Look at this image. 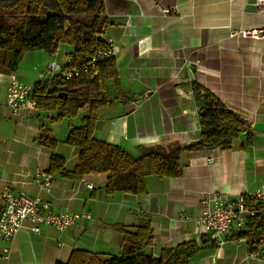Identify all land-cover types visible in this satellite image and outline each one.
Listing matches in <instances>:
<instances>
[{"label":"crops","instance_id":"0c3cea01","mask_svg":"<svg viewBox=\"0 0 264 264\" xmlns=\"http://www.w3.org/2000/svg\"><path fill=\"white\" fill-rule=\"evenodd\" d=\"M105 14V35L115 44L122 94L116 97L113 81H105L107 94L108 90L112 94L97 111L96 138L134 156L143 147L170 138L184 143L198 139L193 81L242 115L251 136L241 134L229 149L182 152V175H149L143 194L106 193V175L101 173L80 180L55 174L44 190L39 187L40 173H47L51 155L62 156L67 168L77 162L79 148L63 142L73 125L70 121L58 127L47 125L51 115L43 109L31 118L11 115L4 104L7 74L0 72V193L8 189L39 195L55 211L87 213L66 230L42 225L37 232L22 228L11 241L0 237V264L66 262L74 248L119 254L122 235L114 225L143 221L151 224V249L157 254L160 248L199 240L202 233L196 219L202 193L235 197L264 183V38L229 35L232 29L264 28V13L253 1L105 0ZM59 48L64 52L24 53L15 75L30 85L29 74L36 80L46 77L39 66L52 59L63 61L70 50L66 45ZM40 124L57 139L55 147L39 145ZM207 154L212 160L205 158ZM5 248H9L6 257ZM188 264H264V256L261 250L249 253L244 239L228 238L203 249Z\"/></svg>","mask_w":264,"mask_h":264},{"label":"trees","instance_id":"16d2710c","mask_svg":"<svg viewBox=\"0 0 264 264\" xmlns=\"http://www.w3.org/2000/svg\"><path fill=\"white\" fill-rule=\"evenodd\" d=\"M107 25L105 0H0V72H15L28 51L42 50L52 55L61 45L70 47L65 68H81L104 47ZM95 68V75L81 72L67 81H60L54 75L38 79L31 85L38 110L47 111L51 118H74L87 109L80 123L73 125L63 140L79 148L76 164L67 168L65 159L53 154L47 170L50 176L59 174L67 179L80 180L86 174L101 173L106 175V193L143 194L149 175H182V152L229 149L232 141L241 134L251 136L248 122L242 115L193 81V95L198 104V139L184 143L170 138L145 146L134 156L121 146L98 139L93 134L98 109L110 101L105 81H113L116 97L122 94L114 55L98 61ZM54 110L57 115L52 117ZM40 125L39 145L55 147L57 139ZM252 204L259 207L255 200ZM245 226L246 230H231L225 238H242L249 253L261 250L264 256V212L258 209L248 216ZM114 228L122 235L119 254L74 248L66 262L55 264H188L203 249L217 245L209 235L201 234L199 240L163 247L155 254L151 249L153 233L149 221L136 225L116 224Z\"/></svg>","mask_w":264,"mask_h":264},{"label":"built area","instance_id":"2783aa9c","mask_svg":"<svg viewBox=\"0 0 264 264\" xmlns=\"http://www.w3.org/2000/svg\"><path fill=\"white\" fill-rule=\"evenodd\" d=\"M259 12L264 13V0H252ZM161 11L167 9L159 7ZM233 37H250L254 39L264 38V28L262 27H242L232 29L229 32ZM104 47L97 50L95 55L90 57L87 64L78 67L65 68L69 58L63 61L55 59L48 60L44 64L41 76H58V80L67 81L81 72L96 74V63L106 59L115 53V44L111 38L104 35ZM7 85L5 91L4 104L8 107L11 115H26L32 117L38 112L35 98L32 95V86L22 82L14 72L7 74ZM207 160H212V156L207 154ZM42 181L39 187L48 190L51 176L41 172ZM0 237L3 240L11 241L15 234L22 228L28 227L32 231H39L42 225H48L59 230H66L75 224L87 213L71 210L55 211L47 199L39 195L33 197L24 193L14 194L6 189L0 193ZM253 200L259 202V207L255 208ZM201 211L196 219V224L202 234H207L217 245L225 242L226 234L231 230H246L245 222L248 216L253 215L258 209L264 212V183L260 184L249 193L239 194L229 197L221 192L207 191L200 195ZM26 222L29 225H26ZM6 257L9 248H5Z\"/></svg>","mask_w":264,"mask_h":264},{"label":"rangeland","instance_id":"374dc122","mask_svg":"<svg viewBox=\"0 0 264 264\" xmlns=\"http://www.w3.org/2000/svg\"><path fill=\"white\" fill-rule=\"evenodd\" d=\"M57 52L61 53V52H64V51H63L62 48H59ZM64 54L66 55V53H64ZM39 68L40 69H42V68L44 69L43 63H42V65L39 66ZM26 80H27V78H26ZM35 80H36V76L34 74L33 75L32 74H29L28 82L31 83V84H33V82H35ZM108 82H110V80H108ZM108 94H109V97H110L111 94H112V91H109L108 90ZM84 114H85V112H82L78 116H75L74 118L64 117V118H62L60 120L49 117V118H47V125H53L54 127L55 126L58 127L59 125H68V122L69 121H70L71 125H78L80 123V119H81L82 115H84ZM52 115H53L52 117H55L57 115V111L54 110L52 112Z\"/></svg>","mask_w":264,"mask_h":264},{"label":"water","instance_id":"95a60500","mask_svg":"<svg viewBox=\"0 0 264 264\" xmlns=\"http://www.w3.org/2000/svg\"><path fill=\"white\" fill-rule=\"evenodd\" d=\"M201 113H203V111H201Z\"/></svg>","mask_w":264,"mask_h":264}]
</instances>
